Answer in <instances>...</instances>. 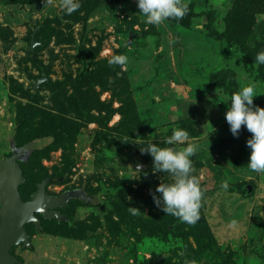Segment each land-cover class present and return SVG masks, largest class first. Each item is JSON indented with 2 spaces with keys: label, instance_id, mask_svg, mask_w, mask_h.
I'll use <instances>...</instances> for the list:
<instances>
[{
  "label": "rangeland",
  "instance_id": "1",
  "mask_svg": "<svg viewBox=\"0 0 264 264\" xmlns=\"http://www.w3.org/2000/svg\"><path fill=\"white\" fill-rule=\"evenodd\" d=\"M184 2L195 15L156 25L137 0H79L71 13L63 0H0V167L21 170L23 200L60 202L26 225L18 264H264V173L247 165L253 133L233 135L225 117L248 84L264 107V0ZM208 13L230 41L210 35ZM174 128L189 132L177 148L198 146L191 224L154 203L173 177L140 151Z\"/></svg>",
  "mask_w": 264,
  "mask_h": 264
},
{
  "label": "clouds",
  "instance_id": "2",
  "mask_svg": "<svg viewBox=\"0 0 264 264\" xmlns=\"http://www.w3.org/2000/svg\"><path fill=\"white\" fill-rule=\"evenodd\" d=\"M140 12L145 15L146 23L159 25L168 18H182L189 10L184 0H137ZM80 6L79 0H63L62 7L71 13ZM127 60L125 54H115L108 59L109 64H123ZM254 63L264 64V50L257 52ZM256 89L253 84L241 87L231 94L230 106L225 113L233 135L238 136L242 125L253 133L247 140L251 148L247 162L248 167L264 173V107L255 105ZM189 138L184 128H174L171 135L165 138V146L152 141L142 144L140 151L150 153L153 157L154 171L168 172L172 182L160 183L152 192L154 203L166 213L178 217L181 221L195 223L200 216L199 208L203 197V189L196 175L191 157L198 150L194 143L177 148V144ZM141 165H137V170ZM146 174V173H145ZM224 188L227 181L221 182ZM159 193V195H157ZM133 214L137 207L130 206ZM187 264H195L188 261Z\"/></svg>",
  "mask_w": 264,
  "mask_h": 264
},
{
  "label": "water",
  "instance_id": "3",
  "mask_svg": "<svg viewBox=\"0 0 264 264\" xmlns=\"http://www.w3.org/2000/svg\"><path fill=\"white\" fill-rule=\"evenodd\" d=\"M37 31L36 27L32 33L30 51H34L37 45ZM44 80L45 78L36 79L33 87L38 89ZM22 180L21 170L0 167V264H18L19 259L11 250L19 244H29L30 236L26 225L39 222L37 213L54 217L53 208L60 205L58 199L45 198L43 190L38 191L30 200H23L20 192Z\"/></svg>",
  "mask_w": 264,
  "mask_h": 264
},
{
  "label": "trees",
  "instance_id": "4",
  "mask_svg": "<svg viewBox=\"0 0 264 264\" xmlns=\"http://www.w3.org/2000/svg\"><path fill=\"white\" fill-rule=\"evenodd\" d=\"M188 6H189V13L195 15V12L193 11V4H188ZM207 18H208V23H207V26L206 27L210 31V35L212 37H215L217 39H223V38H225V39H227L229 41L231 40V38L227 37L223 33H219L217 30L214 29V27H213L214 18H213V15L211 13H208L207 14ZM244 52H246V50H244ZM162 228H163V230H168V226L165 225V224L162 226Z\"/></svg>",
  "mask_w": 264,
  "mask_h": 264
},
{
  "label": "flooded vegetation",
  "instance_id": "5",
  "mask_svg": "<svg viewBox=\"0 0 264 264\" xmlns=\"http://www.w3.org/2000/svg\"><path fill=\"white\" fill-rule=\"evenodd\" d=\"M19 245H21V244H19ZM17 246L13 247V249L11 250V253L18 258V256L16 254H14V251H13Z\"/></svg>",
  "mask_w": 264,
  "mask_h": 264
}]
</instances>
